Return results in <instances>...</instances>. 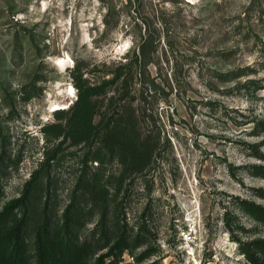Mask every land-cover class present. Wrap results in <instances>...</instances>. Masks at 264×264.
I'll return each mask as SVG.
<instances>
[{"label":"rangeland","instance_id":"1","mask_svg":"<svg viewBox=\"0 0 264 264\" xmlns=\"http://www.w3.org/2000/svg\"><path fill=\"white\" fill-rule=\"evenodd\" d=\"M142 35L153 51L135 87L141 78L148 92L132 101L163 146L131 181L126 216L147 221L155 254L124 261L249 264L239 240L264 238V224L238 200L264 205L252 168L264 163V0H0V209L37 167L42 125L76 100L72 69L101 81ZM78 159L56 169L61 203Z\"/></svg>","mask_w":264,"mask_h":264},{"label":"trees","instance_id":"2","mask_svg":"<svg viewBox=\"0 0 264 264\" xmlns=\"http://www.w3.org/2000/svg\"><path fill=\"white\" fill-rule=\"evenodd\" d=\"M152 44V37L142 35L132 59L119 61L98 82L84 78L79 65L72 69L76 100L42 125V157L20 195L0 209V264H130L124 261L126 252L138 263L155 254L147 221L131 224L126 216L131 181L152 167L163 146L161 134L143 128L146 109L132 101L133 92H148L141 78L135 87V78L145 74ZM106 98L109 105L102 109ZM256 128L264 131V121ZM67 154L79 159L61 203L56 169ZM256 156L264 162V153L256 151ZM252 168L264 175V163ZM256 192L264 198V188ZM238 201L264 224L263 204ZM239 248L249 264H264V238L239 240Z\"/></svg>","mask_w":264,"mask_h":264}]
</instances>
